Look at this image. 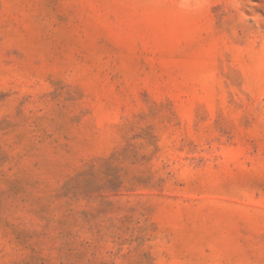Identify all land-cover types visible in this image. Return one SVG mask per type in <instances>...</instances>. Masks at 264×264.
Returning <instances> with one entry per match:
<instances>
[{"label": "rangeland", "instance_id": "rangeland-1", "mask_svg": "<svg viewBox=\"0 0 264 264\" xmlns=\"http://www.w3.org/2000/svg\"><path fill=\"white\" fill-rule=\"evenodd\" d=\"M0 264H264V0H0Z\"/></svg>", "mask_w": 264, "mask_h": 264}]
</instances>
